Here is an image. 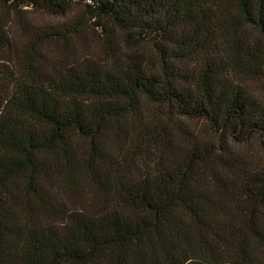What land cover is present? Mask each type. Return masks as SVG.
<instances>
[{
  "label": "trees",
  "instance_id": "1",
  "mask_svg": "<svg viewBox=\"0 0 264 264\" xmlns=\"http://www.w3.org/2000/svg\"><path fill=\"white\" fill-rule=\"evenodd\" d=\"M0 264H264V0H0Z\"/></svg>",
  "mask_w": 264,
  "mask_h": 264
},
{
  "label": "rangeland",
  "instance_id": "2",
  "mask_svg": "<svg viewBox=\"0 0 264 264\" xmlns=\"http://www.w3.org/2000/svg\"><path fill=\"white\" fill-rule=\"evenodd\" d=\"M43 20H44L45 22H47L49 19H48V18H44ZM44 21H43V22H44Z\"/></svg>",
  "mask_w": 264,
  "mask_h": 264
},
{
  "label": "built area",
  "instance_id": "3",
  "mask_svg": "<svg viewBox=\"0 0 264 264\" xmlns=\"http://www.w3.org/2000/svg\"><path fill=\"white\" fill-rule=\"evenodd\" d=\"M10 1H13V0H10Z\"/></svg>",
  "mask_w": 264,
  "mask_h": 264
}]
</instances>
